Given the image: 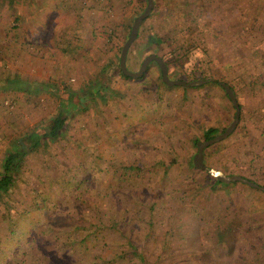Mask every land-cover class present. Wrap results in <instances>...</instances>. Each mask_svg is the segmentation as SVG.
Returning <instances> with one entry per match:
<instances>
[{"label":"rangeland","instance_id":"374dc122","mask_svg":"<svg viewBox=\"0 0 264 264\" xmlns=\"http://www.w3.org/2000/svg\"><path fill=\"white\" fill-rule=\"evenodd\" d=\"M153 3L126 68L136 73L155 55L169 63L170 80L205 85L167 87L155 65L141 80L122 77L120 50L146 0H0V69L15 67L12 46L24 48L20 67L34 53L29 76L52 85L27 106L22 97L2 100L4 146L46 124L57 95L70 91L88 106L55 143L26 156L6 206L0 202V264H264V192L241 183L212 189L193 167L204 130L234 120L218 85L242 103L258 95L251 80L264 84V0ZM149 36L160 46L150 47ZM95 77L120 97L85 96ZM239 124L204 151V165L264 188L253 159L244 162Z\"/></svg>","mask_w":264,"mask_h":264},{"label":"crops","instance_id":"0c3cea01","mask_svg":"<svg viewBox=\"0 0 264 264\" xmlns=\"http://www.w3.org/2000/svg\"><path fill=\"white\" fill-rule=\"evenodd\" d=\"M11 36L13 37V32ZM18 40L19 39L16 38L17 45H19ZM11 42L13 44L14 40H11ZM34 44L36 45L35 41H32L31 39H28V41L26 40V42L24 43V45H27V47H29L27 49L28 51L30 50L34 51V46H35ZM9 50H11L10 54L13 56L12 58H9V60L15 64V67L12 66L11 70L0 69V126L5 123V117L1 113L2 111L1 103L3 99H11L12 101H16L19 104V98L22 97L21 101L22 100H23L22 102L27 101L26 103V106H27L28 104L31 103L30 97L31 96L33 97L35 95L34 92L40 91L41 93H43V92H49L52 90L51 88L52 85L48 82H45L44 79H43V82H40L39 79H36V75L29 76V74L32 73V70H37L35 69L36 68L35 66L38 60L35 58L34 53L31 57L25 56L24 62H22L21 67H20V63L18 61H21L22 58L21 57L17 58V56L19 55L20 52L25 51V49L23 48L21 51V49H18V47L14 49L12 46L11 49ZM3 51L4 50L1 49L0 61L2 60ZM16 58H17V61H16ZM14 68L15 70L13 71ZM26 73H27L28 78L26 76ZM13 79H20L22 81L27 82L29 84L27 85L28 90L27 91L21 90L20 87H18L17 85L16 87L14 84L8 83V81H12ZM263 79H264V76H263ZM248 86H249V89H251V94H258V95H256L255 97L254 95H251L250 99L247 96H242L243 101H245V103L249 106V108L244 109L241 107V114L239 116L240 124L238 123L239 124L238 130H239V133L242 132L245 137L244 149L247 152L245 153L246 157L244 156L245 157L244 162L245 163L247 162L249 164L251 160L253 159V167L257 169L258 175L262 177L261 174H264V84L262 81H260V79H258V81L251 80ZM235 98L236 100H238L237 102H239L238 106L239 105L242 106L243 101H241L242 103H240L239 98L237 96ZM244 114L246 115V118H243ZM40 125H42V123ZM35 130L36 129L34 127L31 132ZM2 132H3L2 128H0V174L3 170L2 165H3V161L5 157V153H3L4 149L6 152L8 146L11 143H13L12 141H17V140L19 143L22 141L23 144L27 145L25 139L28 137V134L30 133V132H26V134H23V136L10 140L9 143L5 144L4 146ZM233 133L234 131L232 132V134ZM229 156H231V154ZM238 157H241L240 154L234 156V158H237V159ZM255 157H257V160L255 159ZM204 158H206V154ZM245 170H247V168ZM231 171L238 172L240 171V169L233 168L231 169ZM259 188H262V187H259Z\"/></svg>","mask_w":264,"mask_h":264},{"label":"trees","instance_id":"16d2710c","mask_svg":"<svg viewBox=\"0 0 264 264\" xmlns=\"http://www.w3.org/2000/svg\"><path fill=\"white\" fill-rule=\"evenodd\" d=\"M152 12L153 11H151V13ZM151 13L149 17L152 15ZM137 16L138 14L136 15V17ZM147 42H148L147 44L150 47H159L161 44V39H158V37L156 36H149ZM129 51H130V48L128 50L127 55L129 54ZM160 58L163 61V63L166 65L167 70H168L169 63L166 61L164 57H160ZM152 65L157 66L155 62H152L148 66L146 72L148 71L149 67H151ZM121 75L125 79H131V78L125 77L123 74ZM143 77L141 79H143ZM160 80H161V76H160ZM8 83L14 84L15 86L17 85L18 87H20L21 90H24V91L28 90L27 85L29 84L20 79H13L12 81H8ZM218 86L220 87V90L223 92L224 96H226V98L228 99L227 95L225 94L220 84ZM84 87L85 88L87 87V91L89 92L87 95L85 94V96H88L89 99H91L92 101H96V99H99L105 103L108 98L115 99V98L120 97L118 94H115V92H111V90L109 92L108 87L105 86L102 82H100L99 77H95L93 79L87 80ZM230 88L233 91L232 87ZM39 93L41 92L40 91L34 92L35 95ZM71 93L70 91H68L67 96L64 100L63 98H60L59 95H57L59 98L58 99L59 101L57 104L56 114L53 115L46 124L38 126L37 128H35L36 129L35 131L30 132L28 134V137L25 139L27 145L23 144L22 141L19 143L17 140V141H12L13 143H11L8 146L5 152V157H4V161L2 165L3 170L0 174V202L3 205L6 206L5 204L6 202L4 201L6 198H8V196L10 195V192L16 185V182L21 174L23 162L25 161L26 156L32 152H36L37 150H41L45 148L46 146H49L55 143L61 137L62 134L64 135L72 119V115L85 111L88 108L87 105L86 107H83V102L81 101V99H79L80 97L77 96L78 94L72 95L73 93L72 94ZM233 93L236 97V94L234 91ZM72 98H76L77 101L73 103ZM92 103L94 102H91V105H93ZM232 109H234L235 111L234 107ZM225 130L226 129H223L222 131H217L214 128H206L203 133V140L208 141L214 138L215 136H217V134H222ZM208 177L210 178L209 175ZM210 179L212 180V186H211L212 189H215L216 187L227 186L226 184L217 181L215 178L211 177Z\"/></svg>","mask_w":264,"mask_h":264},{"label":"water","instance_id":"95a60500","mask_svg":"<svg viewBox=\"0 0 264 264\" xmlns=\"http://www.w3.org/2000/svg\"><path fill=\"white\" fill-rule=\"evenodd\" d=\"M146 3H147L146 9L140 16H138L134 20L133 25L130 30L129 38L125 42L121 50L120 60H119V68L121 70V73L125 77L131 78L133 80L141 79L143 75L145 74L148 66L152 62H155L161 73V81L167 87L197 88V87L205 85L207 83L206 81H194V82L187 83L185 81H180V80H170L168 77L166 65L163 63L160 57L155 56V55L147 56L143 60L138 72L132 73L127 70L126 56H127L128 50L131 44L136 40L140 26L142 25L144 20H146L149 17L153 9V6H154L153 0H146ZM220 86L223 88L225 94L227 95L228 99L230 100L233 107L235 108L234 120L222 134H219L208 141L197 143V153L193 157V166L196 170L206 172L210 177L215 178L217 181L221 183H225V184L241 183L251 188L260 189L262 192H264V188H259L254 183L248 180H245L239 176H226L222 172L207 168L204 165V150L228 138L232 134V132L235 130L237 124L239 123L240 109L237 104L233 91L226 84H220Z\"/></svg>","mask_w":264,"mask_h":264}]
</instances>
